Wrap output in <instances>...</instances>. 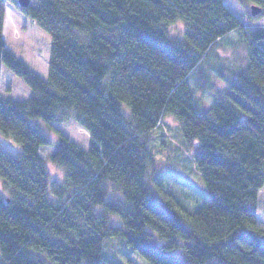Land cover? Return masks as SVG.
I'll use <instances>...</instances> for the list:
<instances>
[{"label": "trees", "instance_id": "obj_1", "mask_svg": "<svg viewBox=\"0 0 264 264\" xmlns=\"http://www.w3.org/2000/svg\"><path fill=\"white\" fill-rule=\"evenodd\" d=\"M244 1L264 18V0ZM7 2L19 7L0 0V264H108L114 240L151 264H264V25L247 28L224 0H31L22 10L51 36L44 78L7 47ZM234 30L246 63L213 65L211 48ZM4 65L28 98L1 95ZM217 70L226 90L204 108ZM166 115L204 178L197 207L152 181L148 135ZM35 118L91 135L82 147L59 133L49 160L61 176Z\"/></svg>", "mask_w": 264, "mask_h": 264}, {"label": "rangeland", "instance_id": "obj_2", "mask_svg": "<svg viewBox=\"0 0 264 264\" xmlns=\"http://www.w3.org/2000/svg\"><path fill=\"white\" fill-rule=\"evenodd\" d=\"M17 1V0H16ZM225 4L243 21L247 28L264 25V18L252 19V3L244 0H224ZM255 17V16H254ZM4 38L7 47L19 58L27 62L36 72L46 78L49 68V55L51 48V36L43 28L37 25L33 20L15 4L6 3V14L4 19ZM182 33V25L175 24L171 27L173 37H179ZM240 30H234L225 38L220 40L211 48L209 61L213 65L230 66V68H238L243 66L247 60V40ZM1 95L3 97H12L15 99H26L30 96V89L25 82L16 74L10 71L5 65L2 67ZM208 69V67H207ZM219 71H222L218 67ZM213 72L210 79L214 83L210 90L202 91L205 101L204 108H208L215 100L212 98L216 93L222 94L224 88L223 81L219 79V71ZM209 72V70H208ZM229 73V70L227 71ZM195 76H191V81ZM33 124H42V130L52 140L51 145L42 148L41 153L47 159L48 168L51 176H61L60 170L54 166L49 160V154L55 150L59 141V133H63L72 141H75L82 147H87L90 141V133L83 128L77 121L70 120L68 122H52L47 124L41 118L33 119ZM149 140L152 149L155 152L157 163L151 168L152 181L159 185L165 186L168 183L167 190L170 193H183L184 198L177 199L181 204L187 207H197L202 204L208 197L205 188L204 178L193 165V152L188 146L184 147V139L181 134L180 124L172 116L166 115L162 119L161 126L149 132ZM195 146V143H193ZM184 148V149H183ZM184 151V155L182 154ZM184 166V167H183ZM160 167V168H158ZM181 167L183 169L181 170ZM179 182H174V179ZM165 184V185H164ZM161 188V186H159ZM162 189V188H161ZM162 191V190H160ZM0 192L5 196L8 190L5 188L4 182L0 180ZM160 193H164L163 191ZM260 199L258 202L259 224L264 229V187L259 191ZM111 192V195L113 196ZM121 224V219H117ZM118 221H115L114 224ZM117 224V225H119ZM108 251V264H151L140 253L133 250L129 246H125L122 242L114 240ZM1 258V250H0Z\"/></svg>", "mask_w": 264, "mask_h": 264}, {"label": "water", "instance_id": "obj_3", "mask_svg": "<svg viewBox=\"0 0 264 264\" xmlns=\"http://www.w3.org/2000/svg\"><path fill=\"white\" fill-rule=\"evenodd\" d=\"M17 4L20 8H26L30 6L31 0H17ZM261 11H262V7L256 4L252 5L251 13L253 16L258 15Z\"/></svg>", "mask_w": 264, "mask_h": 264}]
</instances>
